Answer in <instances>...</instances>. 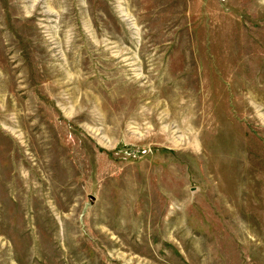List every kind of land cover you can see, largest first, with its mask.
<instances>
[{"label":"rangeland","instance_id":"rangeland-1","mask_svg":"<svg viewBox=\"0 0 264 264\" xmlns=\"http://www.w3.org/2000/svg\"><path fill=\"white\" fill-rule=\"evenodd\" d=\"M0 264H264V0H0Z\"/></svg>","mask_w":264,"mask_h":264}]
</instances>
